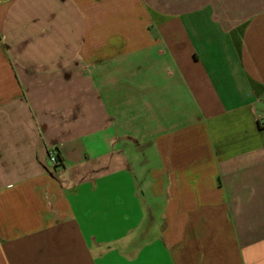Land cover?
Segmentation results:
<instances>
[{
    "label": "crops",
    "instance_id": "1",
    "mask_svg": "<svg viewBox=\"0 0 264 264\" xmlns=\"http://www.w3.org/2000/svg\"><path fill=\"white\" fill-rule=\"evenodd\" d=\"M263 122L264 0H0V264H264Z\"/></svg>",
    "mask_w": 264,
    "mask_h": 264
},
{
    "label": "built area",
    "instance_id": "2",
    "mask_svg": "<svg viewBox=\"0 0 264 264\" xmlns=\"http://www.w3.org/2000/svg\"><path fill=\"white\" fill-rule=\"evenodd\" d=\"M263 124H264V122H263ZM49 158L53 164H55V165L60 164V159L54 150L49 151Z\"/></svg>",
    "mask_w": 264,
    "mask_h": 264
}]
</instances>
